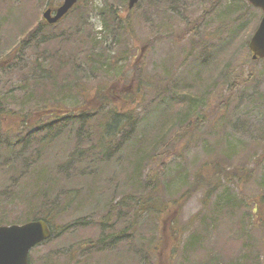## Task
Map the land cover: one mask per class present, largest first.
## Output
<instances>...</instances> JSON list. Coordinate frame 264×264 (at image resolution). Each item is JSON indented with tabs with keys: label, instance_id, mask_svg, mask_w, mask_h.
Here are the masks:
<instances>
[{
	"label": "rangeland",
	"instance_id": "374dc122",
	"mask_svg": "<svg viewBox=\"0 0 264 264\" xmlns=\"http://www.w3.org/2000/svg\"><path fill=\"white\" fill-rule=\"evenodd\" d=\"M61 1L52 0V4ZM80 1L59 23L42 26L18 45L50 6L37 0H0L3 105L19 114L35 113L57 98L68 109L83 101L85 87L113 80H119L113 86L117 92L127 85L124 77L134 58L142 55L144 90L136 95L141 99L134 131H123L125 142L97 165L86 155L94 141L92 123L57 127L49 134L53 140L42 157L35 156L36 140L16 156L4 154L0 147V206L10 208L12 216L22 213L18 197L23 195L25 176L17 177L16 185L10 177L20 171L21 164L26 171L41 169L49 178H72L76 184L79 175L82 187L93 177V195L83 197L77 211L63 219L87 221L109 203V178L115 180L116 197L130 189L128 162L142 140L165 130L168 117L182 115L185 121L198 117L199 123L183 158L169 161L160 175L167 211L157 221L142 220L137 228L144 238L153 234L155 250L148 258L133 259L122 243L113 252L78 249L70 261L59 256L70 244L97 238L98 229L89 225L33 247L29 264H146L148 260L154 264H264V59L253 61L245 41L258 25L260 10L243 13L239 5L243 0H138L131 9H127L128 0ZM110 10L120 19L111 22ZM200 15L205 18L191 34L177 36ZM127 20L133 30L126 27ZM148 40L152 43L146 46ZM14 47L13 54L7 55ZM249 67L248 82L229 98L222 96L225 83L240 73L246 75ZM2 123L8 127L13 121ZM35 136L39 141L36 133L31 138ZM76 145L82 150L79 165L63 166ZM217 158L242 171L223 181L206 202L203 187L177 207L175 198L193 183L196 172ZM160 160L156 156L143 173ZM191 234L195 241L183 249Z\"/></svg>",
	"mask_w": 264,
	"mask_h": 264
},
{
	"label": "trees",
	"instance_id": "16d2710c",
	"mask_svg": "<svg viewBox=\"0 0 264 264\" xmlns=\"http://www.w3.org/2000/svg\"><path fill=\"white\" fill-rule=\"evenodd\" d=\"M40 1H44L46 6L53 8L58 4V2H54L55 5L52 4V0H37V3ZM80 2V0H77L72 9ZM215 5L216 2L213 3L212 8ZM239 5L242 7L241 11L243 13H247L250 8H254L246 0H243L242 4ZM108 13L110 16L112 14L109 19L111 22L120 19L117 18L119 16L115 10H110ZM204 18L205 15H200L194 21L186 24L177 36L181 37L185 33L191 34ZM44 25L49 24L43 19L31 25L23 34L21 40L18 41V45L22 44L27 37L40 30L39 28ZM53 25L56 24L51 26ZM126 27L129 30H133L132 23L129 20L126 21ZM242 27L243 25L238 28L241 29ZM251 32L252 30L248 32L245 41L249 40ZM151 43L152 40H148L145 45L147 46ZM14 49L15 47L7 55L13 54ZM9 58L10 56L7 57V59ZM144 70L145 62L142 55H140L139 58H134L133 63L130 65V73L124 77V82L128 81L126 86L122 85L120 90L115 92L113 86L118 84L119 80H113L111 81L113 82L112 84L105 82L101 86L98 84L85 87L82 90L84 92L83 101L68 109L65 108L62 100L52 98L51 101L42 104L35 113L23 114L21 112L19 114L16 110L3 105V98L0 96V147H2L3 153L16 156L28 144L36 140L35 144L38 143V145L36 146L35 156L42 157L53 140L51 139L52 135L49 134L55 132L57 127L64 128L73 124L80 126L81 124L92 123L94 141L90 144V149L86 155L90 160H95L96 165L99 164L110 153L117 150V148L114 149L116 145L122 141L125 142L126 134L123 131H134L132 126L137 121V104L139 99H141V97L138 98L136 95H139L138 93H142V90H144L142 87L144 84L141 81L143 80ZM251 73L252 68L249 67L246 75L240 73L229 79L225 83V91L222 96L229 98L233 95L236 90L248 82ZM223 78L224 73L221 76L222 81ZM184 116L186 117L185 114ZM5 119H10L13 123L5 127L2 123ZM198 119V117H195L190 119V121H185L182 115L168 117L165 122V130L154 134V138L142 140L140 147L130 159L131 161L128 162V167H130V176L128 177L131 182L129 184L130 189L116 197L115 180L113 177L109 178L107 181V189L111 192L109 203L104 204V211L98 213L97 216L91 213L87 221L77 218L74 221L65 222L63 219L68 214L77 211L78 204H81L83 197L89 198L93 195L94 191L91 190L93 188L91 184L93 177L87 181L85 187H82V178L79 175L77 176L79 183L76 184L72 178L67 180L66 177L64 179L49 178L41 169H37L36 172L26 171L21 168L20 164V171H15L10 177L13 185H16L15 179L19 176H25V183L21 188L23 195L18 197L22 201L21 204L24 209L20 215L12 216L10 215V208L9 210H4L1 205L0 225L43 219L51 229V236L46 241L72 233L77 227L89 225L96 227L98 236L95 240H87L84 243L83 241L75 242L76 246L70 244L66 252L62 251L59 254L58 251L56 253L59 256L62 255L68 258L69 261L72 257L74 259L78 249L85 252L89 250L95 252L108 250L113 252L121 243L123 248L131 250L133 259L148 258L151 252L155 250V243L152 242L153 234L144 238L142 234L138 233L137 228L142 224V220L157 221L160 214L167 211L168 202L163 199L161 194L160 175L164 172L169 161L183 158L190 144L193 130L199 123ZM94 123L96 125H93ZM55 124L57 126H54ZM40 131L43 132L39 133ZM35 133L40 136L39 141L38 136L31 138ZM116 136L121 138L116 140ZM81 155L82 150L76 145L71 155L66 158L63 166L71 167L75 163L79 165L78 157ZM156 156H161L160 162L143 173L145 166L152 163ZM21 162L24 163V160L21 159ZM95 168L93 167L91 171H94ZM239 171H242L239 167H229V161L226 159H213L196 172L193 177V183L175 198L174 203H176L177 207H181L183 200L187 199V196L203 187H205L203 202H206L207 198H210L215 191L223 186V181L228 182L229 178L236 175ZM65 183L70 185H65ZM57 221L59 223L56 226L54 223ZM192 235L187 239L183 249L191 247L195 241L196 237ZM83 256H86V254ZM146 264H154V262L148 260Z\"/></svg>",
	"mask_w": 264,
	"mask_h": 264
},
{
	"label": "water",
	"instance_id": "95a60500",
	"mask_svg": "<svg viewBox=\"0 0 264 264\" xmlns=\"http://www.w3.org/2000/svg\"><path fill=\"white\" fill-rule=\"evenodd\" d=\"M138 0H128L131 9ZM261 10L257 27L249 38L247 48L250 58L257 61L264 58V0H246ZM77 0H62L54 9L47 7L42 19L55 24L74 6ZM51 236V230L43 219L29 220L19 224L0 225V264H28V253L34 246Z\"/></svg>",
	"mask_w": 264,
	"mask_h": 264
}]
</instances>
